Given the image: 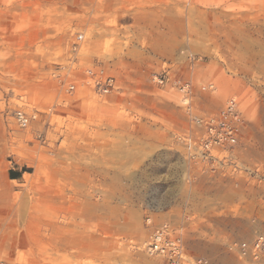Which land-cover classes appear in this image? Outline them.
<instances>
[{
  "label": "rangeland",
  "instance_id": "1",
  "mask_svg": "<svg viewBox=\"0 0 264 264\" xmlns=\"http://www.w3.org/2000/svg\"><path fill=\"white\" fill-rule=\"evenodd\" d=\"M165 63L196 65L199 111L239 100L222 167L188 166L173 140L180 95L148 80ZM94 65L120 93L67 91ZM0 67L39 113L9 138L0 117V264H165L148 217L183 225L192 258L264 264V0H0Z\"/></svg>",
  "mask_w": 264,
  "mask_h": 264
},
{
  "label": "built area",
  "instance_id": "2",
  "mask_svg": "<svg viewBox=\"0 0 264 264\" xmlns=\"http://www.w3.org/2000/svg\"><path fill=\"white\" fill-rule=\"evenodd\" d=\"M82 37L78 36L77 40ZM196 65L189 63L186 71H174L169 64L162 65L158 71L152 73L148 80L159 88H169L180 95V103L184 109L185 126L173 135V140L184 153V160L188 166L198 168H217L227 164L231 150L239 144L246 120L237 97L226 99L222 107L216 112H201L197 109L195 87L191 76L185 75L193 71ZM2 69L0 67V79ZM60 87L64 82L53 74ZM67 81V91L73 93L77 86L88 87L93 94L105 99L109 95L120 93V86L115 76L111 75L103 65L91 66L84 71V76L78 78L70 74ZM6 78V77H4ZM201 91H214L213 84L200 87ZM37 110L28 111L26 97L22 89L7 87L0 83V117L6 136L9 138L17 132H23L30 127L38 117ZM150 229L146 243V254L150 257H160L165 264H208L204 258L190 257L185 250L183 232L185 227L180 223L164 221L154 224L151 218L146 219ZM264 246L259 238L255 249ZM239 255H246L244 244L238 247ZM254 256H256L254 254Z\"/></svg>",
  "mask_w": 264,
  "mask_h": 264
},
{
  "label": "trees",
  "instance_id": "3",
  "mask_svg": "<svg viewBox=\"0 0 264 264\" xmlns=\"http://www.w3.org/2000/svg\"><path fill=\"white\" fill-rule=\"evenodd\" d=\"M9 177H10L11 179H17V178H19V174H18L17 172H11V173L9 174Z\"/></svg>",
  "mask_w": 264,
  "mask_h": 264
}]
</instances>
